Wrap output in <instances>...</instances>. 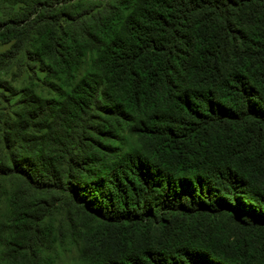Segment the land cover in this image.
<instances>
[{
    "label": "trees",
    "instance_id": "trees-1",
    "mask_svg": "<svg viewBox=\"0 0 264 264\" xmlns=\"http://www.w3.org/2000/svg\"><path fill=\"white\" fill-rule=\"evenodd\" d=\"M0 44V264H264V0H0Z\"/></svg>",
    "mask_w": 264,
    "mask_h": 264
},
{
    "label": "rangeland",
    "instance_id": "rangeland-1",
    "mask_svg": "<svg viewBox=\"0 0 264 264\" xmlns=\"http://www.w3.org/2000/svg\"><path fill=\"white\" fill-rule=\"evenodd\" d=\"M9 45L0 44V52L6 50ZM76 254V248L65 246L64 248L58 249V261L70 260Z\"/></svg>",
    "mask_w": 264,
    "mask_h": 264
}]
</instances>
